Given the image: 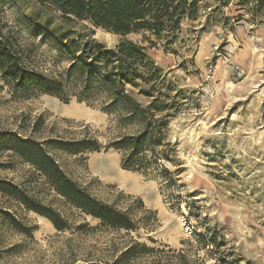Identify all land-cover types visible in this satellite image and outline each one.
<instances>
[{
	"label": "rangeland",
	"instance_id": "1",
	"mask_svg": "<svg viewBox=\"0 0 264 264\" xmlns=\"http://www.w3.org/2000/svg\"><path fill=\"white\" fill-rule=\"evenodd\" d=\"M196 1L197 18L182 22L172 45L163 37L145 42L162 87L179 92L183 102L167 136L176 151L166 165L178 180L165 187L160 177L123 169L121 153L112 149L51 151L64 171L98 198L125 208L139 197L156 210L157 223L149 230L100 226L56 195L2 138L7 132L37 139L79 136L83 125H90L104 145L137 125L120 126L115 113L101 110V97L64 103L36 90L16 92L0 76V179L68 222L58 230L0 190V264L112 262L132 239L155 247L159 264H181L183 256L190 264H264V0ZM0 26L16 40L27 67L51 74L68 66L70 41L93 37L111 45L119 39L87 21L67 20L39 0H0ZM6 211L32 234L8 223ZM151 257L121 264H149Z\"/></svg>",
	"mask_w": 264,
	"mask_h": 264
},
{
	"label": "trees",
	"instance_id": "2",
	"mask_svg": "<svg viewBox=\"0 0 264 264\" xmlns=\"http://www.w3.org/2000/svg\"><path fill=\"white\" fill-rule=\"evenodd\" d=\"M60 11L67 20L87 21L93 27L109 32L119 39L107 44L89 37L84 41H70V62L65 69L53 74L29 68L14 37L4 34L0 26V76L18 91L36 90L68 103L72 97L79 102L102 98L101 110L115 113L120 126L137 125L134 132H123L104 145L90 125H83L81 135H56L37 139L33 135L7 132L4 137L9 148L43 177L54 193L73 208L98 220V224L127 232L141 227L149 230L157 223V211L146 207L141 198H135L125 208L98 198L85 186L71 178L62 168L52 150L77 155L88 151L110 149L121 153L123 169L140 172L148 177H160L169 187L178 180L166 163L172 160L174 144L167 138L171 118L183 104L179 92L163 88L158 67L148 52L145 42L153 44L152 37L165 38L170 46L182 31L185 19H196V0H39ZM246 5L249 0H238ZM142 34V41L129 36ZM136 95L149 98L144 103ZM35 125L34 132L40 128ZM0 190L15 197L26 210L48 218L56 229L68 227L67 220L50 205L41 203L21 191L9 180L0 179ZM7 221L24 234L32 229L8 211ZM155 247L132 239L120 258L112 262L93 259L79 264H121L134 257L151 254L149 264H159ZM181 264H190L183 256Z\"/></svg>",
	"mask_w": 264,
	"mask_h": 264
},
{
	"label": "bare ground",
	"instance_id": "3",
	"mask_svg": "<svg viewBox=\"0 0 264 264\" xmlns=\"http://www.w3.org/2000/svg\"><path fill=\"white\" fill-rule=\"evenodd\" d=\"M125 177V176H124ZM123 178V177H122ZM127 178V177H126ZM121 179V178H120Z\"/></svg>",
	"mask_w": 264,
	"mask_h": 264
}]
</instances>
